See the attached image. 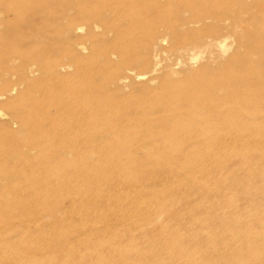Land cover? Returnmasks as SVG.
Returning a JSON list of instances; mask_svg holds the SVG:
<instances>
[{"label":"rangeland","instance_id":"1","mask_svg":"<svg viewBox=\"0 0 264 264\" xmlns=\"http://www.w3.org/2000/svg\"><path fill=\"white\" fill-rule=\"evenodd\" d=\"M49 1L0 26V68L10 50L28 55L14 60L13 75L0 72V138L38 114V102L52 112V101L73 97L77 116L55 125L30 119L45 152L68 155L58 171L27 156L0 169V264H264V138L245 127L212 129L185 105L209 52L183 51L202 33L155 50L163 30L154 32L146 13L133 21L140 6L131 0ZM226 46L222 59L236 48ZM122 77L129 87L117 83ZM107 98L121 124L109 123L113 108L96 113ZM90 114H99L94 124Z\"/></svg>","mask_w":264,"mask_h":264},{"label":"bare ground","instance_id":"2","mask_svg":"<svg viewBox=\"0 0 264 264\" xmlns=\"http://www.w3.org/2000/svg\"><path fill=\"white\" fill-rule=\"evenodd\" d=\"M38 1L41 0H31L29 2L26 0H0V7H2V10H0V26H8L12 21L16 22L20 20L23 18L25 11L34 2ZM111 1L104 0L103 2ZM148 1L150 5L146 7L143 5V0H131V6H140L138 12H134L131 18L136 23L142 22L140 19L143 14H149L153 19L152 28L154 32L157 30L156 25L160 24V29L162 28L163 30L162 36L157 39H155L154 35L151 36V41L155 39L153 41L155 50L156 47L159 49L158 46L165 43H171L172 45L184 44L189 35L192 34L193 29H197L198 33H202V36L198 37V39L195 37L196 41L193 40L188 46L183 47V52L185 50L190 52L194 49L202 50L201 48H203L204 52L205 50L207 53L209 52L208 58L204 62V68L198 70L194 75L192 74L193 85L188 87L190 88L189 93L188 96H185L186 99L184 100L186 102L185 105L192 111L188 115L193 120L199 119L204 123L214 124L215 126L212 129L226 125L238 133L245 127L248 131L257 130L253 134H259V136L264 138V0H165L164 4H161L159 0ZM49 3H51V0ZM119 3L126 4L128 0H119ZM84 12L85 9L80 8L79 13L84 14ZM7 18H11V20L6 21ZM70 22L73 23L74 20ZM73 25H67L68 27L66 26L65 29ZM98 27L97 25L93 28ZM79 28L76 27L75 30L77 31ZM228 40H233L236 48L231 55L222 59V57L228 55L230 50L226 46ZM180 50L182 49L180 48ZM214 52L217 55L219 53V55L216 56ZM27 56V52L25 51L10 50L7 57L8 61L6 60V64L0 68V72H2V75L4 74L3 77L5 78V76L15 73L14 60L16 58H26ZM29 67L25 69H29L27 71L31 73L32 71L30 70L33 68ZM211 67H214V69H211ZM137 74L134 75L133 73L136 80L140 79V75L143 77L142 74ZM115 79L112 78L107 84L115 82ZM120 79L119 82H117L118 80L116 82L119 85L127 87L130 80L123 77ZM181 85H172V88L180 89ZM16 86L18 85L16 84ZM199 87H201V91L198 90ZM136 103V106L139 107L144 102L142 103L139 100ZM77 104L73 97L57 99L49 105V108L53 110L50 112L49 110L43 111V107L39 102L35 103V108H38V114L35 111V113H31L29 116L22 117L17 132L3 130V136L0 138V157L4 156L5 160L0 162V169H8L9 171L16 169L19 166L16 159L20 156H27L29 160H36L38 158L35 167H41L45 172H52V169L58 171L63 166V161L59 159L68 155H65L66 152L63 149H59L58 152L57 149L50 148L49 152H45V148L48 147L46 142L39 138H31L30 136L33 132H39L40 130L38 123H32L30 119L42 118L41 122L48 121L54 125L65 121L66 124L72 122L73 118H76L77 114L71 110L76 111L78 108ZM114 104V99L107 98L96 104L95 111L96 113H104L113 108ZM114 111L117 117L109 119V123L117 122L121 124L120 121L124 119L121 116V110ZM94 115L99 116V114L88 115L86 118L87 123L95 122L96 117ZM131 121L133 120L131 119ZM236 133L232 132L233 135ZM51 149H54L55 153ZM57 160L62 163H57ZM24 166L21 165L20 167L31 168V172L34 170L33 165L28 167L24 164Z\"/></svg>","mask_w":264,"mask_h":264}]
</instances>
